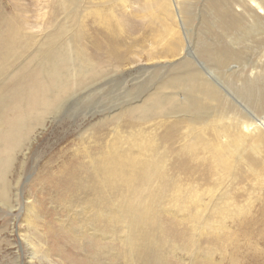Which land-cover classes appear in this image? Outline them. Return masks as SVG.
Instances as JSON below:
<instances>
[{
    "label": "rangeland",
    "instance_id": "1",
    "mask_svg": "<svg viewBox=\"0 0 264 264\" xmlns=\"http://www.w3.org/2000/svg\"><path fill=\"white\" fill-rule=\"evenodd\" d=\"M142 2L0 0V128L20 125L0 147V264H264V153L251 139L226 159L211 127L221 120L241 136L242 123H264V11L177 0L185 51L171 60ZM204 69L216 101L186 95L197 85L185 74ZM178 78L188 87L175 89ZM27 92L46 103L29 104ZM134 135L126 175L150 174L135 191L98 192L102 176L121 180L105 170L108 153ZM129 200L150 230L130 228Z\"/></svg>",
    "mask_w": 264,
    "mask_h": 264
},
{
    "label": "bare ground",
    "instance_id": "2",
    "mask_svg": "<svg viewBox=\"0 0 264 264\" xmlns=\"http://www.w3.org/2000/svg\"><path fill=\"white\" fill-rule=\"evenodd\" d=\"M63 1L69 2V1H75V0H63ZM121 1L123 3H126L129 0H121ZM136 1H141V0H136ZM143 1H145V2H142L143 3L142 6H144V12H145L144 17L150 22H153V21L156 22L155 29H156L157 37L159 39L165 41V44L163 45L162 50L165 52L166 55H168L166 58H170L171 60H173L177 57L181 58L183 55V52L182 53H178V52L179 51H185V46H184V43L182 42L183 40L181 38V35L179 34L178 24L179 23L183 24V22L185 20L184 19L185 18L184 8H180L179 3H178L179 1L177 2V0H143ZM251 2H252V5L250 4L249 7H251L252 9L255 8L256 13L258 12V10H261V9L264 11V1L251 0ZM156 3L162 4L163 6H166V7H164L161 10V9L156 7V5H155ZM239 7H241V5H239ZM246 8H244L245 11L247 10ZM130 10H131V8L129 6H126V8L124 9L125 12H129ZM257 14L260 17H261V15L264 16V14H262V13H257ZM177 15L179 18L177 17ZM102 24L105 25L104 23H102ZM106 25H108V23ZM179 26H180V24H179ZM14 40H15V38H14ZM14 40H11V43H14ZM1 43L2 42H0V44ZM102 47H103V44L100 41L93 40L92 48L95 51H100L102 49ZM189 48H191V47H189ZM75 51L78 55L86 57V51L81 46H78L77 49L75 48ZM188 51H189V49H188ZM206 52L212 54V52L210 50H206ZM108 53H109V57L111 59H113V61H116L118 63H122L125 60V51L121 52L115 43L109 44ZM187 53H189V52H187ZM7 56L8 55H6L5 53L0 54V60L2 63L5 64V61H6L5 58ZM96 56L99 57L98 53H96ZM61 59H64V58L61 57ZM164 62L166 63L169 61L165 60ZM223 66L224 65L222 64V67ZM57 67H58L57 64L55 66L54 65L49 66V68L51 70H54ZM195 72L191 71V72L185 74V77L188 78V80L193 81L197 85V86H194L190 90L189 94H186L187 97L194 98L195 94H199V95H201V98L199 99V101L203 100L204 98H206L210 101H216V99H217V97L215 96V94L217 93L215 91L216 89H214L212 87V85L207 80H205V74L204 73L205 72L207 73V70L204 69V72H203V70L201 72H199V71H195ZM172 81H173V83H175V86H174L175 89H179V88L182 89V88L188 87V83L181 78L174 79ZM8 84L11 85V81H7L6 83H4L3 86H6ZM25 89H26V86H23V89H22L21 86L19 87V85H18L17 87H15V92L19 93L21 91H24ZM25 94H27L26 96L28 98L27 100L29 101V104H39L41 102L46 103L45 101L40 100L39 96L35 92L34 93L33 92H27ZM213 97H215V98H213ZM162 105H164V102L160 103V106H162ZM196 105H197V103H196ZM196 105L195 106L193 105V107L197 110L198 107ZM220 106H223V105L220 104ZM176 123L177 122H170L169 125H170L171 129H174L175 125L177 127L179 122L177 124ZM220 123H221V120H217V121H214L212 123V125H214V127L211 125V127L215 129L213 131H215L216 137L220 138V140H221V142L219 143V146L214 147L216 149V153H219L220 156H221L222 152L225 151L226 155H224V156L227 159L228 153L233 151L232 150L233 144H235L236 146H241V145H244V146L248 145L249 146L251 139L254 140L252 143V152L256 155H259V156H261L264 153V123L263 122H261L260 124L255 122L254 125L251 123H242V125H241V136L232 135L231 133L233 131L229 130V128L227 126L221 125ZM16 128H20V125L12 119L9 120L8 125H5V128H0V147L2 145H6V146H9L11 148L15 144V141L11 139V132H13ZM235 128H238V126L236 125ZM135 139H136L135 135L127 137L126 138V144L121 149H118V150H115L113 152L108 153L109 162H108V166L105 167V170L110 175H115V176L121 177V180L118 177H116L114 179H110L109 177L102 176V177H104L103 182L98 181V184L100 187L98 192L103 191V192L107 193L111 190L116 189L117 187H119L117 190H119V189L121 190L122 188H127L128 190H130V188H131V191L132 190L135 191V186H134L135 182L137 180H142V176L144 177V176H147L148 174H150V171L145 170V171L140 172L137 175H126L125 169H126L127 165L124 166L123 163H125L126 160L131 156V149L134 148V145L136 142ZM150 142H151L150 149H151V151H154L156 147H155V144L153 142V138H151ZM216 142H217L216 139H214L211 141L208 140L207 142H204V143L208 147H212L211 144H215ZM2 148L3 147H1V149ZM122 153L124 155H122ZM244 156L242 157V159H244ZM247 158H249V157H247ZM164 175H165V173H164ZM104 182H106V183H104ZM170 182L171 181L170 180L168 181V179L164 182L163 191H166L167 187H168V190H170V188H169ZM144 190H145V188L144 189H137L135 194H137L138 192L144 191ZM175 193H176V197L181 198L182 190H180L179 192H175ZM133 200H135L137 202L138 197H134ZM130 203H131V200H129L128 207H127V205L125 206L123 203V206H125L124 210H125V212L128 213V218H130L129 223L126 221L128 223V225L130 226V228H136L138 231L140 229H142V230L149 229V227H144L143 225H146V224L140 221L141 210H133V211L129 210ZM128 221H129V219H128ZM127 223H126V225H127ZM138 240H139V238H138ZM133 241H136V237H133ZM142 245H144V241H142L140 243V246H142Z\"/></svg>",
    "mask_w": 264,
    "mask_h": 264
}]
</instances>
